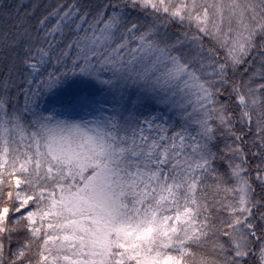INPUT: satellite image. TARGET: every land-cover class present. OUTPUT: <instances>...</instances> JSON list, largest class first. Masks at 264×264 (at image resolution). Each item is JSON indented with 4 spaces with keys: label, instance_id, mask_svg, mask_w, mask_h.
I'll return each mask as SVG.
<instances>
[{
    "label": "snow or ice",
    "instance_id": "1",
    "mask_svg": "<svg viewBox=\"0 0 264 264\" xmlns=\"http://www.w3.org/2000/svg\"><path fill=\"white\" fill-rule=\"evenodd\" d=\"M0 264H264V0H0Z\"/></svg>",
    "mask_w": 264,
    "mask_h": 264
}]
</instances>
